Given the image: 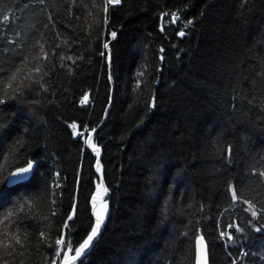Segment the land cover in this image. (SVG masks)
I'll list each match as a JSON object with an SVG mask.
<instances>
[{
  "label": "trees",
  "instance_id": "obj_1",
  "mask_svg": "<svg viewBox=\"0 0 264 264\" xmlns=\"http://www.w3.org/2000/svg\"><path fill=\"white\" fill-rule=\"evenodd\" d=\"M5 16L0 264H62L100 182L109 213L75 264H195L200 236L210 264H264V0H0Z\"/></svg>",
  "mask_w": 264,
  "mask_h": 264
},
{
  "label": "snow or ice",
  "instance_id": "obj_2",
  "mask_svg": "<svg viewBox=\"0 0 264 264\" xmlns=\"http://www.w3.org/2000/svg\"><path fill=\"white\" fill-rule=\"evenodd\" d=\"M109 3H119L120 0H108ZM9 18L7 16L3 17L2 20H0V23H2L3 21L8 20ZM113 35H115L113 33ZM180 35H184L183 32L180 33ZM105 47H107V45H105ZM45 58H46V54H45ZM0 71H3V69H0ZM19 71V69H17V72ZM37 71H39V69H37ZM11 81H16L17 80V73H13L10 77ZM8 87L12 88V83L8 82ZM73 128L76 127V125H72ZM93 150L97 151L98 153V149L95 148V146L93 145ZM32 169V165L29 163L27 167H21L19 169H17L15 172L10 173V178L8 179V184L11 185H16L19 183H23L28 179V174L30 173ZM99 171V168H98ZM261 175H264V172L260 173ZM104 192H107V189H104ZM97 196H99V192L97 194ZM232 197L233 200L238 199L237 197V193L235 190H233L232 192ZM94 200L97 199V197L93 198ZM251 207V205H250ZM107 211V204L104 203L102 208L100 210H98L95 215H96V226L92 229V233L88 236V238L82 243L80 244L79 247L73 248L70 241H65L64 239H58L56 241V243L58 245H61L62 248L65 250L64 251V255H63V259H62V264H75V261H77L84 253L85 250L91 245L94 237L97 235V233L100 230L101 224L103 223L104 220V214ZM9 217L12 215V213L8 214ZM251 215L255 218L257 216V212L255 210H253L251 212ZM258 231L260 230L259 228L257 229ZM222 235H225V233H222ZM229 239H232V237L229 235L228 237ZM16 243H21V241L19 239L16 240ZM198 245H199V249H198V257H197V262L196 264H208V259H207V250H206V246L204 243V239L203 237H200L197 241ZM5 247H8L7 243H5L4 245ZM70 253H74L72 255H69ZM61 253L60 251L56 252V256L60 257Z\"/></svg>",
  "mask_w": 264,
  "mask_h": 264
},
{
  "label": "water",
  "instance_id": "obj_3",
  "mask_svg": "<svg viewBox=\"0 0 264 264\" xmlns=\"http://www.w3.org/2000/svg\"><path fill=\"white\" fill-rule=\"evenodd\" d=\"M112 38H113L112 41L115 40V39H116V34H115V35L112 34ZM109 45H110V44H108V47H109ZM109 76H110V80H111V84H112V88H113V87H114V81H113V70H112V58H110V60H109ZM112 101H113V90H112L111 102H110L109 107L107 108V111H106L105 117H107V112H108V109L110 108V106H111V104H112ZM30 164L32 165V169H31L30 173L28 174V179H27L25 182H27L28 180L31 179V177L33 176V173H34V171H35V168H36V164H35V163H30ZM27 166H28V165H27ZM27 166H25V167H27ZM16 170H17V169H16ZM16 170H15V171H16ZM15 171H13V172H15ZM9 178H10V175H9L8 179H9ZM8 179H7V181H8ZM19 184H20V183H19ZM16 185H17V184H16ZM7 186H8V187H12V186H14V185L8 184V182H7ZM105 198H106V197H105ZM94 210H95V209H94ZM101 228H102V224H101L100 229H101ZM100 233H101V231H100V232L94 237V239H93L91 245L85 250V253H84V254H86V253L89 251V249L92 247L94 241L99 237ZM200 237H202V236H200ZM200 237H198L197 240H196V257H195V264H196V262H197L198 249H199V245H198L197 241H198V239H199ZM203 239H204V243H205L206 250H207L208 264H210V252H209V246H208V243H207V241L205 240L204 237H203ZM84 254H83V255H84ZM83 255H82V256H83ZM82 256H81V257H82ZM81 257H80V258H81ZM80 258H79V259H80ZM79 259H78V260H79ZM78 260H77V261H78ZM77 261H75V263H76Z\"/></svg>",
  "mask_w": 264,
  "mask_h": 264
},
{
  "label": "rangeland",
  "instance_id": "obj_4",
  "mask_svg": "<svg viewBox=\"0 0 264 264\" xmlns=\"http://www.w3.org/2000/svg\"><path fill=\"white\" fill-rule=\"evenodd\" d=\"M85 100V103H87L86 104V106L87 105H89L88 103H90L91 102V97L89 96V97H85L84 98ZM75 130V133L77 134V129H74ZM98 192H99V196H97V199L95 200V213L98 211V210H100L101 208H102V206H103V204L104 203H106L107 204V211H106V213L104 214V220H105V218L107 217V215H108V213H109V207H108V203L106 202V200H105V192H104V190H103V185H102V183L100 182L99 184H98V188H97V194H98ZM248 211L249 212H252L254 209L252 208V207H250V206H248ZM103 220V221H104ZM258 229V228H257ZM256 229V230H257ZM258 231V230H257ZM260 231V230H259Z\"/></svg>",
  "mask_w": 264,
  "mask_h": 264
},
{
  "label": "built area",
  "instance_id": "obj_5",
  "mask_svg": "<svg viewBox=\"0 0 264 264\" xmlns=\"http://www.w3.org/2000/svg\"><path fill=\"white\" fill-rule=\"evenodd\" d=\"M86 97H89V95H88V96H86ZM84 100H85V99H84ZM84 104H87V103H85V101H84ZM88 104H89V105H90V104H92V101H91L90 103H88Z\"/></svg>",
  "mask_w": 264,
  "mask_h": 264
}]
</instances>
